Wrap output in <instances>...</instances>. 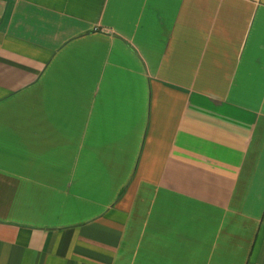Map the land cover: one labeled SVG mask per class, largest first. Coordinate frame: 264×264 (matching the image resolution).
<instances>
[{"label":"crops","instance_id":"obj_1","mask_svg":"<svg viewBox=\"0 0 264 264\" xmlns=\"http://www.w3.org/2000/svg\"><path fill=\"white\" fill-rule=\"evenodd\" d=\"M0 264H264V0H0Z\"/></svg>","mask_w":264,"mask_h":264}]
</instances>
